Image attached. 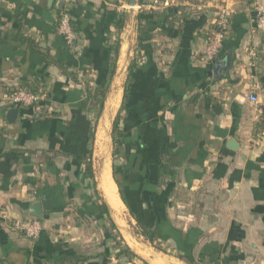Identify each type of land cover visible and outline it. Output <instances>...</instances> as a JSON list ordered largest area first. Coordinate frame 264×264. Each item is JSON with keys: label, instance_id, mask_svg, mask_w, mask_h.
<instances>
[{"label": "crops", "instance_id": "1", "mask_svg": "<svg viewBox=\"0 0 264 264\" xmlns=\"http://www.w3.org/2000/svg\"><path fill=\"white\" fill-rule=\"evenodd\" d=\"M128 1L0 0V264H137L116 257L84 173L107 113L112 153L120 107L123 136L111 166L129 208L156 225L155 245L181 264H264V123L261 104L248 99L257 86L264 100V40L251 3L136 0L131 14ZM224 11L218 57L203 62ZM61 12L71 45L56 32ZM227 54L219 78L212 70ZM105 87L94 125L89 95ZM18 89L39 94L40 104L8 106L5 94ZM11 108L14 123L5 118ZM36 200L51 210L30 240L11 224L33 219ZM68 256L86 260L63 263Z\"/></svg>", "mask_w": 264, "mask_h": 264}, {"label": "built area", "instance_id": "2", "mask_svg": "<svg viewBox=\"0 0 264 264\" xmlns=\"http://www.w3.org/2000/svg\"><path fill=\"white\" fill-rule=\"evenodd\" d=\"M68 2L69 0H64ZM251 3V6L254 11V30L260 34L261 38L264 40V2H258L257 0H246ZM229 13L224 11L223 17H221L214 25L213 31L210 33L209 38L207 40V44L204 48L202 61L206 63L215 62L218 57L219 51L222 46V41L225 36V32L227 29V25L229 22ZM56 32L63 36L66 43L71 45L74 34L72 27L70 25L69 16L61 12L59 14ZM257 52L255 50H251L249 52V56L251 61L248 63L249 68H255ZM258 87L255 86L254 91L248 96L250 102L255 104H261V115L263 116L264 123V100L259 101L257 96L255 95V90ZM42 98L39 94H36L32 91H28L26 89H18L15 91L8 92L4 96V102L8 106H23L34 108L40 104ZM12 227L21 232L27 239L36 240L39 238L43 231V225L41 220L37 218L29 219L26 221L15 220L12 222Z\"/></svg>", "mask_w": 264, "mask_h": 264}, {"label": "trees", "instance_id": "3", "mask_svg": "<svg viewBox=\"0 0 264 264\" xmlns=\"http://www.w3.org/2000/svg\"><path fill=\"white\" fill-rule=\"evenodd\" d=\"M139 1L141 2V0H139ZM122 27H123V16H122V21L119 23V30H121ZM118 50H119V42H116L115 56H117ZM39 55L42 57V59L45 62L51 63V60H49V58L45 54H42L39 52ZM131 64L129 65V70L132 67ZM114 67H115V65H114ZM61 71L65 74H67L66 71L64 70V68H61ZM107 89H108V87H105L104 89H96L93 91L92 95H89V98L91 100V107L95 113L94 125L98 122V119L100 118V116L102 114L103 104H104ZM121 110H122V107H120L119 110L117 111V113L113 119L112 125H111V135L110 136H111V142H112V153H111V160L112 161L116 160L118 157L119 147L121 145V140H122V136H123L121 125H122L124 120L121 116ZM90 137H91V139H93V137H94V128H92V130H91V136ZM84 173L90 179V181L92 183V188H93V192H94V194H93L94 200L92 201V203L99 213L100 219L103 222L104 230H105L106 234L109 236V238L115 242L116 247L118 248V252L116 253V257L117 258L124 257V258L129 259V260L132 258H136V254H134V252L125 244L124 240L122 239L121 233L118 231L117 225L112 218L111 211H110L108 204L105 202V200L103 198H101L99 196L98 190H97L96 185H95L92 163H91L90 159L88 161H86ZM115 173H116L115 172V166L112 165L111 166V176H112L113 181L117 185L118 195H119L121 202L127 208L131 218L136 222V226L138 228L140 236L143 237L152 247L157 249L158 247L157 248L155 247V243L157 241L156 240L157 239L156 238V236H157L156 225L153 228H149V227L145 226L144 224L141 223L139 217L136 216V213H134L133 210L129 208L128 203L125 200L123 193L120 189V186L116 181ZM85 260H86V258L77 257V256H68V257L63 258L62 262L64 263V261H67V262L73 261L76 263L77 262L82 263Z\"/></svg>", "mask_w": 264, "mask_h": 264}, {"label": "rangeland", "instance_id": "4", "mask_svg": "<svg viewBox=\"0 0 264 264\" xmlns=\"http://www.w3.org/2000/svg\"><path fill=\"white\" fill-rule=\"evenodd\" d=\"M105 154H107V157L104 155V156H100L96 158L95 150H94L93 159H92L95 185L98 190L99 196L103 198L104 200H105L104 194L99 188L97 178H98L99 167H100V164L103 162V158L104 159L107 158V160H109L108 162H109L110 170H111V146L110 144H109V147L107 146ZM116 225H117L118 231L121 233V237L124 240L125 244L134 252V254H136V258L134 259L137 264H161L160 262L164 261L163 260L164 257L177 264H181L178 262V260H176L172 256H169V254H165L168 252L162 251L158 244L155 245L156 248L158 247L157 249H155L154 247L150 246V244L143 237L140 236L136 223L132 220L126 208L124 209V212H123L122 225H118L117 223Z\"/></svg>", "mask_w": 264, "mask_h": 264}, {"label": "bare ground", "instance_id": "5", "mask_svg": "<svg viewBox=\"0 0 264 264\" xmlns=\"http://www.w3.org/2000/svg\"><path fill=\"white\" fill-rule=\"evenodd\" d=\"M108 113L104 117V120L102 121L100 128L98 130L97 134V140L95 145V156H106L105 154L107 145H108V139H107V128L109 126L108 123ZM109 150V149H108ZM109 153V152H108ZM99 159V158H98ZM109 160L107 158H103V162L100 164L99 172H98V185L100 190L104 194V198L106 203L108 204L110 211L112 212V217L114 218V221L118 225H122V217L125 207L123 206L118 193L115 183L112 180L111 177V170L109 165ZM98 166V165H97ZM120 228V227H119Z\"/></svg>", "mask_w": 264, "mask_h": 264}, {"label": "water", "instance_id": "6", "mask_svg": "<svg viewBox=\"0 0 264 264\" xmlns=\"http://www.w3.org/2000/svg\"><path fill=\"white\" fill-rule=\"evenodd\" d=\"M128 6L130 8L129 11L132 14L133 13L132 10L136 6V0H129ZM229 64H230V55L227 54L224 61L215 64V66L212 70V73L216 76L219 73H221L220 76H218L219 78L225 76L226 71L229 68ZM17 114H18V112L16 109H14V108L8 109L7 111H5L6 121L8 123H14L17 119ZM229 145L233 149L236 147V144L234 141L229 142ZM50 210H51V204L48 201L36 200V201L30 203V205L28 206L29 215L34 217V218H37V219H42L44 212H47Z\"/></svg>", "mask_w": 264, "mask_h": 264}]
</instances>
